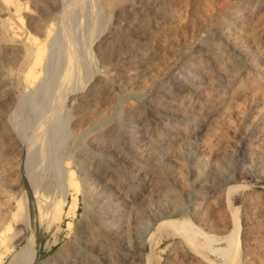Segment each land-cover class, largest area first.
Segmentation results:
<instances>
[{"label":"rangeland","instance_id":"1","mask_svg":"<svg viewBox=\"0 0 264 264\" xmlns=\"http://www.w3.org/2000/svg\"><path fill=\"white\" fill-rule=\"evenodd\" d=\"M78 260L264 264V0H0V264Z\"/></svg>","mask_w":264,"mask_h":264},{"label":"bare ground","instance_id":"2","mask_svg":"<svg viewBox=\"0 0 264 264\" xmlns=\"http://www.w3.org/2000/svg\"><path fill=\"white\" fill-rule=\"evenodd\" d=\"M5 3V2H4ZM9 3V2H8ZM14 7H16V6H14ZM12 15V14H11ZM14 18V17H13ZM18 20V19H17ZM51 26V25H50ZM49 29V28H48ZM50 30V29H49ZM47 33H48V31H47ZM49 34H51L50 32H49ZM48 38V37H47ZM34 41V40H33ZM37 41V40H36ZM35 44H36V42H35ZM33 45L34 44H32V47H33ZM44 45V44H43ZM42 44H41V42L37 45V56H36V58H34V63H33V65L34 66H36L37 67V65L38 64H40V62H42V58H43V55H45L44 53H45V48H44V46H43ZM33 49V48H32ZM36 49V48H35ZM33 54V53H32ZM32 65V66H33ZM28 69H30V68H28ZM32 70H34L35 69V67H34V69L33 68H31ZM30 69V70H31ZM32 72V71H31ZM36 72H39V71H36ZM35 72V74L32 72V73H28V72H26L27 73V75L29 74H31V76L32 77H36L37 78V76L39 75L38 73H36ZM38 74V75H37ZM29 75H28V78H29ZM36 75V76H35ZM27 77V76H26ZM34 78H32V80H34ZM35 78V79H36ZM39 78V77H38ZM37 78V79H38ZM27 79V78H26ZM37 79L36 80H34V81H37ZM30 82H33V81H30ZM195 130V129H194ZM71 178L72 177H74L73 176V174H72V176H70ZM71 180V179H70ZM153 182V181H152ZM69 184H72L73 185V183H69ZM92 184V183H91ZM156 184V183H155ZM155 184H153V185H155ZM66 185V184H65ZM63 186V187H66V186ZM68 185V184H67ZM151 186V185H150ZM68 187H71V185H68ZM68 188L66 187V190H67ZM70 189V188H69ZM63 191V190H62ZM83 191H84V188H83ZM66 191H65V189H64V191H63V193L64 194H66L65 193ZM68 193V192H67ZM90 193V192H89ZM88 195V194H87ZM107 207V206H106ZM108 208V207H107ZM99 209V208H98ZM105 209V208H104ZM106 210V209H105ZM116 214V213H115ZM86 218L83 220V222H80V224H78V226L77 227H75L74 229H75V231H76V235H77V238L78 237H83L84 236V233H85V228L87 227V225H88V216H85ZM165 217V216H164ZM235 223L237 224V222H236V220H235ZM182 230H185L187 233H188V235H189V237L192 239V240H194L195 239V237H194V235L196 234V232H195V230L191 227H189V228H187V226L186 227H183V229ZM5 232V231H4ZM2 233V232H1ZM120 234V233H119ZM116 235V234H115ZM118 237V236H117ZM121 238V237H120ZM83 239V238H82ZM143 241V240H142ZM2 242V241H1ZM118 242V241H117ZM30 248H31V250H35V243H34V240L32 239L31 240V242H30ZM139 248V247H138ZM142 248V247H141ZM140 248V249H141ZM139 250V249H138ZM137 250V251H138ZM136 251V252H137ZM103 253V252H102ZM136 254V253H135ZM102 255V254H101ZM76 256V255H75ZM102 257V256H101ZM78 258V257H77ZM94 259H95V257H94ZM82 260V259H81ZM77 261V263L76 264H86L84 261ZM96 260V259H95ZM93 262V261H92Z\"/></svg>","mask_w":264,"mask_h":264}]
</instances>
